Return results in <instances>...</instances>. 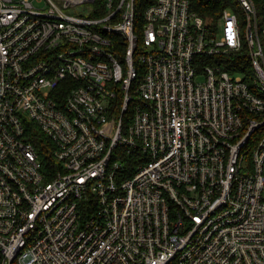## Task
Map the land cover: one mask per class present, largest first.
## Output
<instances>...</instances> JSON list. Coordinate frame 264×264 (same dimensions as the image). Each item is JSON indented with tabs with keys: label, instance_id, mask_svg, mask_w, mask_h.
<instances>
[{
	"label": "built area",
	"instance_id": "obj_1",
	"mask_svg": "<svg viewBox=\"0 0 264 264\" xmlns=\"http://www.w3.org/2000/svg\"><path fill=\"white\" fill-rule=\"evenodd\" d=\"M239 1L136 30L135 0H0V264H264V0ZM243 46L249 73L215 62Z\"/></svg>",
	"mask_w": 264,
	"mask_h": 264
},
{
	"label": "trees",
	"instance_id": "obj_2",
	"mask_svg": "<svg viewBox=\"0 0 264 264\" xmlns=\"http://www.w3.org/2000/svg\"><path fill=\"white\" fill-rule=\"evenodd\" d=\"M252 1L257 9L258 15L261 17L263 12L261 0ZM153 2L154 0H135L134 14L137 27L136 30L142 25L145 9ZM189 3L190 10L201 16L206 23L213 24L217 22L222 10L227 8L237 15L241 26L245 22V13L239 0H189ZM215 62L233 73L243 72L246 74L250 71L249 58L247 57L245 46L234 54L216 59ZM26 127L25 136L36 149L42 171L49 176L51 172L57 170V163L53 157L54 146L45 133H43L34 122L27 123ZM124 160L126 171L128 174H131L133 163L127 159V156L124 157ZM48 178L49 177H47V179ZM82 203L86 205L93 204V207H95V200L93 199L92 194L88 195L87 199L82 200ZM91 209L87 207L86 212Z\"/></svg>",
	"mask_w": 264,
	"mask_h": 264
},
{
	"label": "rangeland",
	"instance_id": "obj_3",
	"mask_svg": "<svg viewBox=\"0 0 264 264\" xmlns=\"http://www.w3.org/2000/svg\"><path fill=\"white\" fill-rule=\"evenodd\" d=\"M89 9H90V7H87V5L84 4V5H77V6H74V7H72L70 10H71V12L76 13L77 11L86 12V11H88ZM197 80H199V78H197ZM248 145H249V144H248Z\"/></svg>",
	"mask_w": 264,
	"mask_h": 264
}]
</instances>
